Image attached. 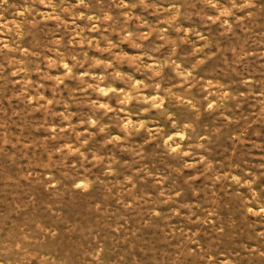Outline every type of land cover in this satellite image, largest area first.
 Returning a JSON list of instances; mask_svg holds the SVG:
<instances>
[{
  "label": "rangeland",
  "instance_id": "374dc122",
  "mask_svg": "<svg viewBox=\"0 0 264 264\" xmlns=\"http://www.w3.org/2000/svg\"><path fill=\"white\" fill-rule=\"evenodd\" d=\"M0 264H264V0H0Z\"/></svg>",
  "mask_w": 264,
  "mask_h": 264
}]
</instances>
